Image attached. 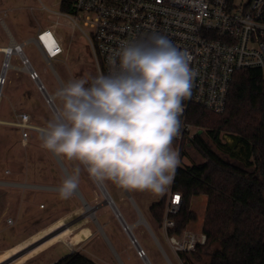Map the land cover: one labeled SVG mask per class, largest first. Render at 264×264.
Wrapping results in <instances>:
<instances>
[{
    "label": "rangeland",
    "instance_id": "374dc122",
    "mask_svg": "<svg viewBox=\"0 0 264 264\" xmlns=\"http://www.w3.org/2000/svg\"><path fill=\"white\" fill-rule=\"evenodd\" d=\"M42 2L52 11L43 9ZM60 3L61 0H0V46L10 44L8 29L19 43L25 42L23 50L37 69L47 92L54 94V101L56 91L69 80L89 78L98 74L87 39L79 30L73 28L68 18L55 13L60 10ZM1 20H4V23ZM45 27H50L55 32L64 49L63 54L53 59L51 64L32 39L36 37L39 28ZM3 58V53H0V69ZM11 63L13 66L7 72V83L2 89L3 96L0 103V256L3 258L7 254L5 251L7 248L17 252L19 248L22 250L39 240L43 242L40 241L34 252L21 256L12 264H49L68 255L71 248L64 240L70 234L67 235V231L56 233L64 224L73 223L75 218L73 211L79 208L86 218L83 225L90 224L95 232L92 244L84 242L81 246L94 255L86 251L83 254L102 263L105 261L109 264H144L137 256L111 206L102 204L104 195L100 186L93 183L87 173L82 172L78 190L83 197L75 193L70 199H60L58 188L72 171L73 162L60 158L64 164L63 168L54 154L41 147L40 131L30 130L29 139L24 142L19 129L3 122L13 119L14 109H17L14 99L16 81L18 80L20 85L24 84V90L28 85L25 78L28 75L21 69L23 66L21 58L14 56ZM29 78L31 82H29V96L21 97V106L18 108L31 116L30 121L33 125L42 128L51 119L54 111L37 83ZM54 103L56 105V101ZM189 132L190 137L199 132L206 135L205 129L199 126H193ZM205 138L207 139V135ZM225 139L231 141L228 136ZM181 145L184 156L179 155L181 161L179 166L204 161V158L190 145L188 138L184 139L182 144L175 138L173 146L178 153ZM7 170L10 172H6ZM104 185L126 221L129 224H136L133 231L146 249L151 262L168 264L148 226L144 222H139L141 218L139 211L171 255L150 211L151 205L166 196L171 186L164 195L156 196L150 192H129L117 188L110 182ZM191 202V208L196 212L197 219L191 221L188 228L203 230L207 196L193 197ZM88 203L95 206L93 220L87 212ZM9 219H13V223H9ZM88 220H91L90 223ZM27 238L26 242L19 244ZM172 258L175 260L174 256ZM175 263L179 264L177 260Z\"/></svg>",
    "mask_w": 264,
    "mask_h": 264
},
{
    "label": "clouds",
    "instance_id": "9594fccd",
    "mask_svg": "<svg viewBox=\"0 0 264 264\" xmlns=\"http://www.w3.org/2000/svg\"><path fill=\"white\" fill-rule=\"evenodd\" d=\"M191 61L153 32L121 43L107 73L71 79L56 91L39 138L43 149L74 164L58 188L60 199L76 193L82 172L95 184L129 192L169 190L181 163L173 142L197 75Z\"/></svg>",
    "mask_w": 264,
    "mask_h": 264
},
{
    "label": "built area",
    "instance_id": "2783aa9c",
    "mask_svg": "<svg viewBox=\"0 0 264 264\" xmlns=\"http://www.w3.org/2000/svg\"><path fill=\"white\" fill-rule=\"evenodd\" d=\"M42 5L43 9L52 11L43 2ZM55 13L68 18L73 28L87 39L98 74L109 71V57L121 43L146 38L153 32L167 36L178 49L186 50L191 55L190 67L197 75L191 98L183 102L181 130L177 137L180 141L184 132L192 128L186 122L191 104L220 113L226 107L237 71L254 68L264 70V0H73L72 12L63 10L61 0L60 10ZM1 22L4 23V20ZM8 33V46L13 43L16 46L11 52L0 51L4 57L0 69V103L14 56L21 58V69L44 87L37 85L38 88L41 91L47 90L37 69L23 50L25 42L19 43L9 30ZM35 42L50 64L64 52L50 27L41 28ZM30 120L28 113L15 110L13 119L3 122L19 129L25 142L29 139L30 130L41 129ZM6 172L9 173L10 170ZM100 189L121 222L137 256L144 264H153L133 231L134 225L126 221L116 205L117 210L113 208L115 203L109 192L101 186ZM181 205L182 193L174 190L171 185L158 227L171 255L179 264H187L184 255L196 252L200 245L206 244L208 237L203 230L190 229L188 226L181 232L174 231L177 226L174 217L180 212ZM139 222H143L142 218ZM9 223H13V219H9ZM148 228L167 263L176 264L158 235L151 227ZM73 252L77 251L72 248L71 253Z\"/></svg>",
    "mask_w": 264,
    "mask_h": 264
},
{
    "label": "trees",
    "instance_id": "16d2710c",
    "mask_svg": "<svg viewBox=\"0 0 264 264\" xmlns=\"http://www.w3.org/2000/svg\"><path fill=\"white\" fill-rule=\"evenodd\" d=\"M72 9L73 0H63V10ZM186 122L204 128L207 139L202 132L190 137L186 131L178 140L182 144L188 138L204 161L177 167L172 187L182 193V205L174 231L197 219L191 201L205 195L203 231L208 237L196 252L184 255L186 263L264 264V70L237 71L224 111L191 104ZM179 155L184 156L182 145ZM165 201L163 196L151 205L156 222L162 219ZM54 264L100 263L73 252Z\"/></svg>",
    "mask_w": 264,
    "mask_h": 264
},
{
    "label": "crops",
    "instance_id": "0c3cea01",
    "mask_svg": "<svg viewBox=\"0 0 264 264\" xmlns=\"http://www.w3.org/2000/svg\"><path fill=\"white\" fill-rule=\"evenodd\" d=\"M41 28H39V30H40ZM9 30V29H8ZM38 30V31H39ZM9 32H10V30H9ZM12 34V33H11ZM14 36V35H13ZM34 41H35V38H32ZM23 73H25V74H27L28 76H25V78L27 79V84L28 85H26V90H24L25 88H24V84L23 85H20L19 83H18V80L16 81V84L14 85V99H15V103H16V105H17V109H14V111L16 110V111H18V112H25V111H23V110H21L20 111V108H18L19 106H21V97H23L24 95L28 98V96H29V94H28V90L30 89L29 88V80H28V77H30L29 76V74L27 73V72H25V71H23ZM29 79H31V78H29ZM31 83V82H30ZM30 87H31V89H32V84H30ZM25 91V92H24ZM14 113V112H13ZM99 185V184H98ZM103 186H104V188L107 190V188H106V186L103 184ZM108 191V190H107ZM109 192V191H108ZM76 193L77 194H79L80 195V197H83L82 195H81V193L79 192V190H77L76 191ZM110 194V193H109ZM112 197V196H111ZM115 203V202H114ZM88 205H90L92 208H94L95 206H93L92 204H90V203H88ZM116 205V204H115ZM96 206H99V205H96ZM117 206V205H116ZM118 208V207H117ZM119 209V208H118ZM138 209V208H137ZM97 210V209H96ZM120 211V210H119ZM138 211H139V209H138ZM74 215H75V218H74V221H73V223H68V224H64L63 226H61L60 228H62V230L60 231V233H63V232H68V234L67 235H69L70 234V236L69 237H65V240L64 241H66L67 242V244L69 245V247L71 248V250H70V253H71V251H72V248H74L77 252H87V253H90V254H92V255H94L92 252H89V251H87V250H85V248H81V246L84 244V242H87V243H85V244H92V242H93V235L95 234V232H94V230H93V228H92V226L90 225V224H88V225H83L84 224V221H85V217L83 216V212H82V210L81 209H79V208H75L74 209ZM88 212V211H87ZM139 214L141 215V218H142V220H143V222L147 225V226H149V227H151L150 225H149V223H148V221L145 219V217L143 216V214L139 211ZM151 215H152V213H151ZM89 216H90V218L93 220V215H92V213L90 212L89 213ZM153 217V216H152ZM141 218H140V220H141ZM95 219H96V216H95ZM154 219V218H153ZM155 220V219H154ZM90 221L91 220H88V222L90 223ZM95 221V220H94ZM97 222V221H96ZM156 222V221H155ZM138 223V222H137ZM157 224H158V222H156ZM85 224H87V223H85ZM134 226L136 225V224H133ZM99 228L102 230V232H103V229H102V227L99 225ZM72 233H74V234H72ZM104 234V233H103ZM105 235V234H104ZM106 236V235H105ZM107 238V237H106ZM43 239V238H42ZM28 240V238L27 239H25V240H23L22 242H20L19 244H23L24 242H26ZM72 240H74V243H72ZM41 240H39V241H37V242H35V243H33V244H31L30 246H27V247H25V248H23L22 250H20V248H19V250L17 251V252H12L13 251V249L12 248H7V249H5V251L7 252V254H5V256L2 258L1 256H0V264H12L13 262H15L16 260H18V258H20L21 256H25V255H27V254H29V253H31V252H34L35 250H34V248L36 247V246H38L41 242H40ZM19 244H18V247H19ZM113 248V247H112ZM33 254V253H32ZM91 258V257H90ZM91 259H93V258H91ZM93 260H95V259H93ZM100 260H102V259H100ZM96 262H98V263H100V264H109V263H107V262H101V261H97V260H95ZM103 261V260H102ZM54 262L55 261H53V262H50L49 264H54ZM20 264H22V263H20Z\"/></svg>",
    "mask_w": 264,
    "mask_h": 264
},
{
    "label": "bare ground",
    "instance_id": "6f19581e",
    "mask_svg": "<svg viewBox=\"0 0 264 264\" xmlns=\"http://www.w3.org/2000/svg\"><path fill=\"white\" fill-rule=\"evenodd\" d=\"M15 46H16L15 43H13L11 46H0V51H2V52H4V51H6V52H11V50L14 49ZM42 91H43L44 93L48 94V97H49L50 100H51L50 103H51L52 107L55 108L56 105H55V103H54V101H53L54 96H53V95L50 96L46 89H42ZM103 189H104V188H103ZM86 206H87V211H88V213L91 212V213L93 214L94 208H92V207H91L90 205H88V204H86Z\"/></svg>",
    "mask_w": 264,
    "mask_h": 264
},
{
    "label": "water",
    "instance_id": "95a60500",
    "mask_svg": "<svg viewBox=\"0 0 264 264\" xmlns=\"http://www.w3.org/2000/svg\"><path fill=\"white\" fill-rule=\"evenodd\" d=\"M37 83V85H39L41 88H44L43 87V85L41 84V82H39V81H37L36 82ZM43 92V91H42ZM43 94H44V97L46 98V101L48 102V104L50 105V107L52 108V110L53 111H55V108H53L52 107V105H51V100H50V98L48 97V94H46V93H44L43 92ZM56 158H57V160H58V162L60 163V165L64 168V164H63V162H62V160L59 158V157H57V156H55ZM102 188H104L103 187V185H101V184H99ZM102 204H109V202H108V200H107V198L105 197L104 198V201H103V203ZM113 208H115L116 209V206H115V204L113 205ZM117 210V209H116ZM95 220V219H94ZM62 230V228H59L58 230H57V233L56 234H58V233H60V231ZM49 236H50V234H49ZM50 238V237H49ZM48 239V238H47ZM46 240V239H45ZM42 241V240H41ZM43 242V241H42Z\"/></svg>",
    "mask_w": 264,
    "mask_h": 264
}]
</instances>
